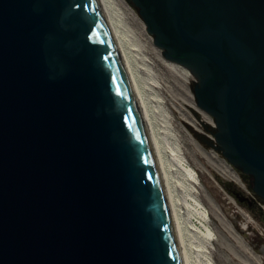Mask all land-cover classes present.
<instances>
[{
	"label": "water",
	"instance_id": "obj_1",
	"mask_svg": "<svg viewBox=\"0 0 264 264\" xmlns=\"http://www.w3.org/2000/svg\"><path fill=\"white\" fill-rule=\"evenodd\" d=\"M129 1L264 201V0ZM0 264H181L97 0H0Z\"/></svg>",
	"mask_w": 264,
	"mask_h": 264
},
{
	"label": "rangeland",
	"instance_id": "obj_2",
	"mask_svg": "<svg viewBox=\"0 0 264 264\" xmlns=\"http://www.w3.org/2000/svg\"><path fill=\"white\" fill-rule=\"evenodd\" d=\"M109 2L120 21L126 55L162 142L169 171H174L170 166V148L177 147L197 176V183H192V197L206 208V225L217 235V240L207 245L206 255L214 264H264V201L252 191V177L241 173L223 156L214 136L215 119L196 104V78L178 76V83L174 82L165 64L157 58L167 60L163 50L154 44L134 5L129 0ZM172 82L177 86L174 90ZM176 189L180 197L181 189ZM249 195L255 199L238 198ZM179 209L187 251L194 258L198 253L194 240L200 238L192 229L193 220L188 219L189 210L183 202Z\"/></svg>",
	"mask_w": 264,
	"mask_h": 264
},
{
	"label": "bare ground",
	"instance_id": "obj_3",
	"mask_svg": "<svg viewBox=\"0 0 264 264\" xmlns=\"http://www.w3.org/2000/svg\"><path fill=\"white\" fill-rule=\"evenodd\" d=\"M97 1L105 17L110 34L118 51L122 68L124 71V75L127 80V84L129 86L132 98L134 100L135 106L137 108L140 120L142 122L150 146L154 163L163 188L169 220H170L175 244L177 247L180 263L181 264H214L212 260L206 255L205 251L208 244H212L213 241L217 240V235L206 225V221L208 220V212L206 208L200 205L196 197L195 198L192 197V193L194 192L192 183L194 184L197 183V176L193 172L191 167H189L186 164V162L180 155L177 147L170 148L171 149L170 166H172V170L174 171L173 173L169 171L167 161L164 159L163 152L161 150L162 142L160 141L153 127L154 123L151 122V119L149 117L148 106L145 103V99L141 93L140 87L133 74V70L131 68L128 56L126 55V50L124 46L125 43L121 35L120 21L116 13L114 12L109 0H97ZM160 57H157L158 60L161 63L165 64L169 73L172 74L174 78L173 79L174 82L178 83L179 80L178 76H180L181 78L183 77L187 78L189 77V75H193L191 71L184 65L170 61L167 58H166L167 60H165ZM174 82H172L173 84L171 87L173 90L176 89L177 87L176 85H174L175 84ZM176 186H178L181 189L180 197L179 195L176 194L177 191ZM180 202H183L187 210H189V214H187L189 215L188 219L193 220L192 229L195 231L196 234H198L200 238L194 240L195 246L198 250V253L194 258H191L190 255L188 254L186 243L183 236V231H182L183 223L180 219L181 212L179 209ZM196 236L197 235H195L194 237Z\"/></svg>",
	"mask_w": 264,
	"mask_h": 264
},
{
	"label": "flooded vegetation",
	"instance_id": "obj_4",
	"mask_svg": "<svg viewBox=\"0 0 264 264\" xmlns=\"http://www.w3.org/2000/svg\"><path fill=\"white\" fill-rule=\"evenodd\" d=\"M256 198H258V199H260V200H262L260 197H258L257 195H256ZM263 201V200H262Z\"/></svg>",
	"mask_w": 264,
	"mask_h": 264
},
{
	"label": "built area",
	"instance_id": "obj_5",
	"mask_svg": "<svg viewBox=\"0 0 264 264\" xmlns=\"http://www.w3.org/2000/svg\"><path fill=\"white\" fill-rule=\"evenodd\" d=\"M251 197H253L255 199V197L253 195H250Z\"/></svg>",
	"mask_w": 264,
	"mask_h": 264
}]
</instances>
